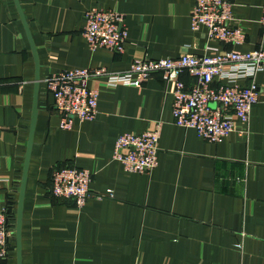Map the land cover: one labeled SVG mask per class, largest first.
<instances>
[{
    "label": "crops",
    "instance_id": "crops-1",
    "mask_svg": "<svg viewBox=\"0 0 264 264\" xmlns=\"http://www.w3.org/2000/svg\"><path fill=\"white\" fill-rule=\"evenodd\" d=\"M195 0H18L38 60V99L20 221V264H264V72L240 79L259 87L249 132L221 143L174 123L172 83L156 72L141 87L103 88L97 114L59 127L60 114L43 79L66 68L121 72L134 60L264 48V0H228L246 31L242 44L210 41L192 31ZM124 16L120 53L91 51L83 36L91 7ZM196 43V46H193ZM210 53V52H208ZM35 60L14 0H0V209L16 217L29 134ZM190 85L194 78L181 76ZM162 123L157 165L129 172L112 159L122 133ZM55 167L91 172L82 206L50 193ZM110 190L111 196L100 195ZM9 224L15 225L16 219ZM14 227V226H13ZM0 264H18L15 229Z\"/></svg>",
    "mask_w": 264,
    "mask_h": 264
},
{
    "label": "built area",
    "instance_id": "built-area-1",
    "mask_svg": "<svg viewBox=\"0 0 264 264\" xmlns=\"http://www.w3.org/2000/svg\"><path fill=\"white\" fill-rule=\"evenodd\" d=\"M191 29H205L210 41L232 46L246 39V31L228 0H195ZM127 35L124 16L116 10L94 6L85 11L83 36L91 51L106 48L120 53ZM156 72H161L173 85L172 114L176 125L192 128L212 143H221L234 132L248 134L252 107L259 101V87L254 81L248 86L241 85L239 80L264 72V48L221 52L218 47L208 45L203 55L182 53L175 58L134 60L121 72L104 67L66 68L43 79V92L53 98L60 114L59 127L70 129L74 120H93L97 114L99 90L89 87V80H97L106 89L118 85L141 87ZM185 72L194 78L190 85L181 78ZM161 127L162 123L156 121L141 133L120 134L114 142L112 159L129 172L149 173L157 165ZM91 179L87 169L55 167L51 172L50 193L82 206L91 195ZM100 195L111 196V192L106 190ZM13 226L8 225L6 210L0 209V260L6 257Z\"/></svg>",
    "mask_w": 264,
    "mask_h": 264
},
{
    "label": "water",
    "instance_id": "water-1",
    "mask_svg": "<svg viewBox=\"0 0 264 264\" xmlns=\"http://www.w3.org/2000/svg\"><path fill=\"white\" fill-rule=\"evenodd\" d=\"M16 3V6L19 11V15L22 21V24L24 26L27 38L29 40L31 50L33 52L34 60H35V82H34V93H33V105H32V116H31V122H30V128H29V134L27 138V144H26V150L24 155V161H23V167H22V173L20 178V186H19V192H18V201H17V209H16V222H15V238H16V249H17V257H18V264H20V244H19V238H20V221H21V213H22V199L24 194V187H25V180H26V172L28 168V162H29V156H30V149L32 145V137H33V131H34V124L36 119V111H37V99H38V83H39V75H38V60L37 56L34 52L33 42L32 38L30 36V32L28 30V26L26 24V21L24 19V16L22 14L21 9L18 5V0H14Z\"/></svg>",
    "mask_w": 264,
    "mask_h": 264
},
{
    "label": "trees",
    "instance_id": "trees-1",
    "mask_svg": "<svg viewBox=\"0 0 264 264\" xmlns=\"http://www.w3.org/2000/svg\"><path fill=\"white\" fill-rule=\"evenodd\" d=\"M6 215H7V218H8V225L12 226V224H9V221L14 219L15 213H14V210H13V208L11 206L7 207Z\"/></svg>",
    "mask_w": 264,
    "mask_h": 264
}]
</instances>
